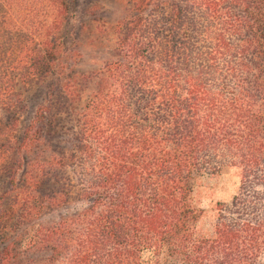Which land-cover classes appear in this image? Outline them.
I'll return each mask as SVG.
<instances>
[{
	"label": "trees",
	"instance_id": "16d2710c",
	"mask_svg": "<svg viewBox=\"0 0 264 264\" xmlns=\"http://www.w3.org/2000/svg\"><path fill=\"white\" fill-rule=\"evenodd\" d=\"M75 3L0 0V264H255L264 0H121L83 72ZM228 166L238 190L201 232L197 183Z\"/></svg>",
	"mask_w": 264,
	"mask_h": 264
},
{
	"label": "rangeland",
	"instance_id": "374dc122",
	"mask_svg": "<svg viewBox=\"0 0 264 264\" xmlns=\"http://www.w3.org/2000/svg\"><path fill=\"white\" fill-rule=\"evenodd\" d=\"M121 0H77L74 7L73 31L76 33L81 29V39H83V59L79 64L80 71H86L95 62V56L102 51L101 45L95 40L97 31L103 30L106 26L104 23H111L118 16L120 11ZM88 10V11H86ZM91 53V56L89 55ZM95 57V58H94ZM93 58V59H91ZM100 60L97 58L96 60ZM33 109V106H32ZM31 114V113H30ZM0 148H2L0 143ZM2 149H0V154ZM2 157L0 158V166ZM240 183V170L233 166L222 168L215 174L202 177L196 186L195 202L202 210V216L199 221L198 229L201 232H208L215 219L216 204L231 200L236 194ZM7 185L3 179V171L0 169V198L5 197ZM13 203V204H12ZM18 214L17 205L13 199H3L0 205V227L6 225L5 219L10 217L15 220ZM58 212L52 211L45 214L44 221H51L57 217ZM15 231H11L4 240H15L14 250L16 251V262H18V235ZM17 235V237H16ZM255 264H264V255L261 256Z\"/></svg>",
	"mask_w": 264,
	"mask_h": 264
}]
</instances>
